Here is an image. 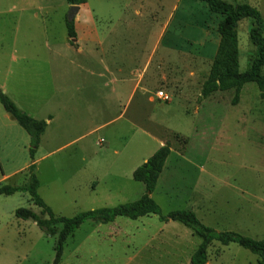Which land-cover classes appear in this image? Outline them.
I'll use <instances>...</instances> for the list:
<instances>
[{"label":"rangeland","instance_id":"1","mask_svg":"<svg viewBox=\"0 0 264 264\" xmlns=\"http://www.w3.org/2000/svg\"><path fill=\"white\" fill-rule=\"evenodd\" d=\"M86 1L96 17L102 54L110 55L112 50L121 55L133 46L138 60L135 67L142 71L144 79L142 91L126 106L124 102L119 107L108 105L110 93L105 86L101 98L94 99L84 93L77 101L74 100L77 96L71 100L68 108L60 103L56 111L58 123H53L46 137H42L34 157L33 172L40 182V197L48 202L56 217L70 218L99 205L92 199L105 189L102 185L105 182L114 189L120 185L121 188L140 187L143 194V185L132 179L133 169L143 158L150 157L169 142L171 153L152 193L162 213L194 209L203 224L218 231H231L257 240L264 238V99L260 98L257 86L245 84L236 104H232V90L200 99L212 63L210 56L200 52L201 37L191 43V52L185 54L174 48L176 39L171 36L174 32L168 31L164 34L166 50L160 47L155 50L153 44L160 22L148 24L132 20L128 0ZM195 2L204 6L202 2ZM0 3L8 8L26 4L24 0H0ZM34 6L39 8V17L38 21H29L33 26L31 38L37 43L41 37L46 38L55 52H75L74 47H69L73 46L66 29L70 6L65 0H35ZM257 9L264 18V7L257 6ZM181 11L187 13L188 10L182 6ZM27 15L23 13V22L30 19H26ZM125 16H128L127 21L121 18ZM216 20L215 15H208V32L214 30ZM251 23V19H244L238 24L240 72L249 69L256 54L248 32ZM10 24L1 28L0 20V46L12 45L14 32ZM23 37L27 38L26 32ZM113 40L118 43L111 48ZM187 43L180 42L182 47L189 48ZM43 51L38 47L37 53ZM149 52L155 54L154 59L143 61ZM161 56L166 59L160 61ZM120 60L124 59L120 57ZM9 63L10 60L0 62V72ZM123 63L124 72L119 75L120 81L123 77L125 82L126 64L131 63L126 59ZM164 72L174 76L175 84L164 87L154 82L153 79ZM0 85V90L7 93L2 90L4 94L18 101L14 96L13 76L5 77L0 73ZM160 91L170 100L158 99L156 94ZM149 95L154 98L152 102L148 101ZM99 126H102L99 131L90 135L89 131ZM30 163L29 137L0 104V186L23 185ZM108 172L114 174L111 182L106 179ZM199 180L212 186L204 197L197 194L195 185ZM228 186H232L233 192ZM234 193L240 194V213ZM82 199H86V203ZM207 200L219 203V211L206 206ZM18 208L39 213L26 194L0 196V264H53L56 237L46 236L30 220L16 219L14 211ZM91 225L96 224L84 223L67 239L59 264H129L131 256L124 253L126 249L101 248L95 256L86 248L80 251L83 257L78 259L79 244L92 231ZM178 226L181 231L169 225L167 232L176 234L182 251L179 256L185 261L200 239L182 225ZM158 230L154 228L155 232ZM179 261L169 256L165 263L152 264H179ZM132 264H141V261ZM207 264H258V257L235 244L213 243L208 249Z\"/></svg>","mask_w":264,"mask_h":264},{"label":"crops","instance_id":"2","mask_svg":"<svg viewBox=\"0 0 264 264\" xmlns=\"http://www.w3.org/2000/svg\"><path fill=\"white\" fill-rule=\"evenodd\" d=\"M24 1L26 3L25 6L22 7L21 4L19 8L15 5L8 8L0 3L1 28L7 26L11 22L10 26L14 32L11 47H7L5 44L0 46V62L10 60V63L4 66L0 73L4 74L5 77H14V96L18 98V101L17 99H13L12 102L19 109L21 108L22 111L25 110L23 112L33 119L44 120L46 122L47 127L40 138V143L42 137H46V133L53 123H58L59 115L56 114V111L60 108V103L64 105V108H68L72 102L71 100L77 96L78 98L74 99L77 101L84 93H89L90 97L94 99L101 98L103 86L109 89L108 92L110 96L107 103L108 105L119 107V105L124 102V106H126V104L129 105V103L133 101L136 94L141 90L142 81H144V79L141 78L142 71H139V69L135 67V62L138 60L135 57L133 46L132 48L128 47L126 52L121 55L112 50L110 55L102 54V52H100L102 39L99 38L97 33L96 17L93 16L92 11L88 9L87 1L85 4L78 6V12L73 19L76 37L71 41L73 46H69L74 47L75 52L73 53L55 52L52 43H49L46 38L41 36L39 43L31 38L30 32L33 26L30 22L35 19L38 21L39 8L34 6L35 0L30 2H27V0ZM128 1L127 7H131L128 11L131 14L132 20H141L148 24L153 21L156 23L160 22L158 24L159 31L154 41L153 49L158 50L160 47L165 51L167 43L164 40V34L168 31H173L174 34H171V36L176 39L173 43L176 50L184 52L185 54L190 53L192 50L191 43L201 37V54L206 57L210 56L208 58H211V60L213 59L217 50L218 35L216 33V26L218 18L215 21L214 30L208 32L207 24L208 15L210 16V14L205 4L204 6H200L195 0H186L185 3L184 0ZM221 1L232 5L247 4L256 9L257 6L264 7V0ZM182 6L187 8V13L181 11ZM23 13H28L29 16L27 15L26 19L29 17L30 19L23 22ZM6 15H10L9 18H5ZM121 18L123 21H127L128 16ZM42 27L44 28V25L41 26V29ZM252 27L253 21L249 31ZM45 29H47V27H45ZM25 32L27 33V38L23 37ZM181 34H183V36ZM23 38L25 40H23ZM117 41L118 40H113L114 44H111V48L117 45ZM182 41H187L190 47H182L180 44ZM38 47L44 50L40 54L37 53ZM154 56V53L152 54L149 52L146 58L144 57L143 61H151L154 59ZM120 57L131 63L130 66L128 63L126 64L127 71L125 82L123 77H121L120 81L119 74L124 72L123 68L125 65L123 63L124 60L121 61ZM165 59V56L159 58L160 61H164ZM12 63H14L13 67ZM174 79V76H170L164 72L161 75H157L153 80L166 87L172 86L173 83L175 84ZM104 81L105 85H103ZM44 82H47V84H44ZM146 94L148 93L146 92ZM8 97L11 99L10 95H8ZM152 98L153 96L149 95L148 101L152 102L154 100V98L153 100ZM47 109L52 111L46 113L44 110ZM101 127L102 126L91 129V131H89L90 135L99 131ZM148 158L149 157L143 158L139 166ZM113 175L114 174L108 172L106 174V179L111 182L115 179ZM206 181L199 180L196 183L195 187L198 196L204 197L209 194L212 186ZM102 185L105 186V189L100 191L98 197L92 199L95 201L94 204L97 202L99 205L97 207H91L89 210L115 207L120 204L133 202L144 194V192L143 194L141 193L140 187L136 189L133 185H126L123 188H121L120 185L119 187L116 186L115 189L111 184L106 182ZM227 185L230 186V184ZM229 186L228 189L233 192L231 189L232 186ZM39 190L40 182L38 193ZM234 194L236 195V197H234L235 202L239 205L237 212L240 213V206L242 204L240 194ZM119 198H121L122 201H119ZM42 200L52 210L48 202L44 199ZM81 201L86 203L87 200L82 199ZM243 202H245V198H243ZM205 205L213 207L212 209L215 210V212L219 211V203H211L207 200ZM190 211L196 215L194 209H190ZM169 225H174L177 228L179 227V230L181 229L180 226H178L179 223H162L153 215L145 216L134 221L126 218H117L108 224L91 225L92 231L87 234L79 244L78 259L83 257V252H80L83 249L87 248L89 251L91 250L90 253L96 256L99 254L97 253L98 250L105 248L110 251L113 249H126L124 253L130 254L131 256L129 257V264L136 263L137 261H141V264H152L155 261H158V263H165L169 256L177 257V259L180 260L179 264H190L191 255L195 252L200 242L197 244L193 253L183 261L181 256H179L182 251L180 252L181 244L179 242L177 244L176 234H168L167 232V227H169ZM154 228L159 230L155 232ZM92 236H94V238H92Z\"/></svg>","mask_w":264,"mask_h":264},{"label":"trees","instance_id":"3","mask_svg":"<svg viewBox=\"0 0 264 264\" xmlns=\"http://www.w3.org/2000/svg\"><path fill=\"white\" fill-rule=\"evenodd\" d=\"M69 6H80L86 0H65ZM204 3L210 15L217 20L216 33L218 35L217 50L212 59L207 79L202 85L200 99H205L217 92L232 90L236 104L242 87L247 83H254L261 99H264V18L254 7L247 4L232 5L221 0H195ZM251 19L253 27L249 31V38L256 47V54L245 72L239 70L238 24L241 20ZM67 35L70 39L76 37L74 21H66ZM0 104L3 110L21 127L29 137V157L31 164L28 174L21 186H0V196L26 194L39 213L31 209L18 208L14 217L18 220H30L49 237H56L53 264H59L67 239L87 222L93 224H108L117 218L137 220L145 216H156L162 223L176 222L191 231L192 235L200 239V244L191 255L190 264H206L208 249L211 244L222 246L235 244L258 257V264H264V238L252 239L231 231H217L204 225L190 210H173L163 214L159 205L151 197L164 164L171 153L169 142L160 146L144 163L132 173L134 182L144 186V194L137 200L109 208H98L80 212L73 217H56L52 210L39 196V181L34 171V157L40 144V138L47 124L44 120H36L20 110L12 100L0 90ZM58 226L60 227L58 229Z\"/></svg>","mask_w":264,"mask_h":264},{"label":"water","instance_id":"4","mask_svg":"<svg viewBox=\"0 0 264 264\" xmlns=\"http://www.w3.org/2000/svg\"><path fill=\"white\" fill-rule=\"evenodd\" d=\"M79 7L78 6H70L69 12H68V22L73 21L76 13L78 12Z\"/></svg>","mask_w":264,"mask_h":264},{"label":"built area","instance_id":"5","mask_svg":"<svg viewBox=\"0 0 264 264\" xmlns=\"http://www.w3.org/2000/svg\"><path fill=\"white\" fill-rule=\"evenodd\" d=\"M156 96H157V98L158 99H160V100H162V101H169L170 99H169V97L166 95V94H164L163 92H158L157 94H156ZM101 142V141H100ZM99 144V143H98Z\"/></svg>","mask_w":264,"mask_h":264}]
</instances>
